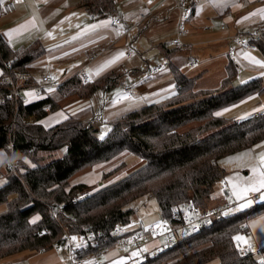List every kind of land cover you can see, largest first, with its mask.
<instances>
[{
	"label": "trees",
	"instance_id": "1",
	"mask_svg": "<svg viewBox=\"0 0 264 264\" xmlns=\"http://www.w3.org/2000/svg\"><path fill=\"white\" fill-rule=\"evenodd\" d=\"M85 4L93 15L113 10L112 0H87ZM253 45L264 55V42ZM43 54L37 43L12 50L0 33V79L15 84L14 71L27 76V68ZM233 69H227L216 92L194 91V81L174 71L172 96L113 119L102 139L95 136L91 125L73 118L43 127L39 121L55 110L54 103L47 107L43 100L29 104L8 100L10 82L0 86V97L5 98L0 101V151L8 154L5 163L10 158L30 163L19 169L17 177L6 176L0 186V204H5L0 213V262L23 252L52 250L62 242L63 230L71 236L93 230L100 248L113 249L115 226L130 223L132 210L127 207L142 197L155 198L161 219L170 227L182 223L189 202L205 208L213 186L224 177L219 161L264 142V113L244 122L218 115L264 93L260 79L226 89L235 76ZM79 79L74 76L57 91L65 96L90 94L93 88L80 87ZM22 83L27 85L25 80ZM123 152L141 164L121 180L92 193L87 185L69 184L82 170L107 163ZM54 156L58 158L51 159ZM60 205L66 217H52L51 209ZM262 216L264 201L225 213L210 227L142 264H264V247L257 258L241 253L233 240L238 234L249 235L250 221Z\"/></svg>",
	"mask_w": 264,
	"mask_h": 264
},
{
	"label": "crops",
	"instance_id": "2",
	"mask_svg": "<svg viewBox=\"0 0 264 264\" xmlns=\"http://www.w3.org/2000/svg\"><path fill=\"white\" fill-rule=\"evenodd\" d=\"M86 1L24 0L8 14L1 12L0 8V33L12 50L24 49L35 43L40 44L44 49L43 56L27 68V76L24 79L17 77V82L14 83L18 87L22 84L25 87L22 94L27 100L26 104L43 100L47 107L51 103L56 105L54 111L39 121L45 128L54 126L67 118L87 123L97 115L102 117L101 121L105 126L113 119L138 109L137 107L161 102L175 93L174 71H179L192 79L194 91L216 92L221 89L229 67L234 68L236 73L226 89L255 79H263L259 68L264 67L261 61L264 55L262 53H260L261 57L256 55V52L261 51L257 50L255 45L235 46L233 58H230L227 53L231 37L236 34H245L254 28H264V1L262 0H198L195 3L184 0L180 2L184 6L191 5L192 9L186 31L180 37L183 45L180 48L170 45V42L176 38L178 13L175 7L171 8V13L167 15L169 17L165 19L161 8L147 5L146 0H112L113 10L110 14L93 15L87 9ZM145 7L153 12L144 20L147 23L141 30L135 31L141 26V16L144 15L141 10ZM131 9H135L137 13L133 17L137 19L136 21H132L130 17ZM114 19H119L121 24L112 26ZM170 19L172 24L174 23L169 33L170 40L161 44L162 35L158 31L160 32L162 24ZM126 23H132L131 25L134 23V25L128 28ZM151 25H153L151 28L153 33H149ZM130 33L137 34L133 41V35L129 37ZM212 33L219 34V37H212ZM139 41L142 47L140 57L132 63L127 62L134 57V54L129 58L126 56L127 49H132ZM121 42L128 44L126 48L117 51V46ZM182 47L183 49L180 50ZM184 50L188 52V55H183ZM188 61H194V66L187 67L185 63ZM141 62L147 65L143 69L145 71L143 78L138 76ZM148 63L154 65L148 66ZM160 66H165L161 73L155 77L147 76L148 70ZM189 69L190 71H187ZM81 72L91 78L89 84L79 79L78 75ZM45 73L53 75L56 83H42L40 78ZM1 76L0 69V78ZM74 76L78 77L80 87H90L93 91L88 95L60 94L57 87ZM24 80L27 85L22 83ZM125 83H134L136 88H139L134 99L119 105L117 104L119 97H116V105H109L108 101H113L109 93L115 89L120 90ZM46 89L53 90V94L46 95ZM256 95L250 96L241 103L254 102L258 99ZM137 102L141 104L137 105ZM239 104L221 111L218 115L225 117L226 112L229 113L231 110L234 112V108ZM262 107L251 106V108L243 109V112L233 116V119L238 120L258 112ZM126 109L129 110L123 112ZM32 121L33 118H31ZM262 156H264V142L219 161V166L224 171L222 180L226 182L227 188H223L221 181L217 182L213 186L207 208L229 201L232 208L238 207L242 211L249 208H241V205L249 200L252 201L251 206L263 202L261 193H264V189L249 192L241 199L243 188L253 185L259 187V181L264 179ZM5 159L0 155V166L5 163ZM136 164L134 169L141 163ZM226 189L230 191V196L225 195ZM252 243L257 244L254 241ZM260 247H264V244ZM61 251L64 253V264H69L67 253L64 250ZM61 251L55 253L59 254ZM109 255L112 256V253Z\"/></svg>",
	"mask_w": 264,
	"mask_h": 264
},
{
	"label": "built area",
	"instance_id": "3",
	"mask_svg": "<svg viewBox=\"0 0 264 264\" xmlns=\"http://www.w3.org/2000/svg\"><path fill=\"white\" fill-rule=\"evenodd\" d=\"M133 1V0H129ZM178 13L177 25H176V38L170 42L173 47H180V37L184 35L186 31V25L189 21L192 13L191 5L182 6L177 0H171ZM195 3L198 0H191ZM264 1V0H262ZM24 0H3L1 3V11L3 13H11L15 10V7L22 4ZM166 1L158 0H146L147 5H155L158 8H162ZM153 10L148 9V13L145 16H141V21L145 20L151 15ZM120 24L119 19L112 21V26H118ZM223 29V27H221ZM231 39V44L227 47V53L230 58L235 57V46H246L253 44L254 42H264V28H254L245 34H236ZM133 54L131 48L127 49L126 56L129 58ZM187 67L194 66V61H188L185 63ZM165 66L156 67L147 71L148 77H155L164 70ZM19 77H24V73L14 71ZM80 77L84 82H89L90 77L81 72ZM40 81L42 83H55L56 78L53 75L45 73L41 76ZM10 91L6 97L8 100L15 102L20 101L22 104L26 103V99L22 95V89L16 88L12 82ZM6 84L4 79H0V85ZM135 91V85L133 83H127L122 86V95L126 98H130ZM4 98L0 97V101ZM259 113H264V108L260 111L251 113L242 118H239V122L248 121L255 118ZM20 166L18 160L13 158L10 160L8 167V174L15 175L17 168ZM4 180V176L0 173V181ZM223 184V188H227V184L224 180H220ZM230 191L226 189L225 195L230 196ZM232 208V204L227 201L222 205H217L204 210H201L193 202H189L184 208V216L182 223L171 227L168 231H162L161 226L157 223L152 224L145 228H139L137 230L127 232L124 226L117 224L113 231V237L116 238V244L113 249L100 248L99 240L93 230H87L81 235L71 236L65 231L62 233L63 246L67 251L69 264H142L149 258L158 256L162 251L175 246L179 241L186 236L197 233L202 229L210 227L217 219L224 215L228 210ZM63 210V206L59 209H52L51 215L56 217L57 214ZM70 221L74 222L75 219L71 218ZM152 236L153 239L162 240V245H152L153 239H149ZM59 246H55L54 250L58 251ZM237 249L241 253L256 254L260 252V248L255 243H251V247L240 244L237 245ZM243 249V250H241ZM112 253V256L109 254ZM2 264V263H0Z\"/></svg>",
	"mask_w": 264,
	"mask_h": 264
},
{
	"label": "rangeland",
	"instance_id": "4",
	"mask_svg": "<svg viewBox=\"0 0 264 264\" xmlns=\"http://www.w3.org/2000/svg\"><path fill=\"white\" fill-rule=\"evenodd\" d=\"M158 1H162V0H158ZM167 1H166L167 4L165 2V5L161 9L159 8L162 11L161 13L165 14L163 16V17H165V19H167L169 17L167 15L171 13V8L174 7L173 2L171 0H167ZM177 1L180 3V2H183L184 0H177ZM182 6H184V5H182ZM147 8L148 7H145V8H143V10H141V12L144 13L143 16L147 15V13H148ZM129 14H130V17H132L131 18L132 21L137 20V19L135 20L133 18L137 14L135 9H131V12H129ZM141 22H142L140 24L141 26L138 29H135V31H138V30L140 31L141 28L147 23L144 20ZM126 24H127L128 28H130L134 25V23H133V25H131L132 23H126ZM173 24H172L171 19L169 21L168 20L165 21L162 24L160 32L158 31V33L162 35L161 41H160L161 44H165V43L169 42V40H170L169 39V33L173 29ZM176 25H177V21H176ZM151 28H153V25H151V27L149 29V33H151V32L153 33V29H151ZM211 35H212V37H217V38L219 37V34H213L212 33ZM130 36H132V41H133V39L135 37H137V34L134 35L133 33H130L129 37ZM126 44H128V43L121 42L117 46V51H120L123 48H126ZM133 48H132V50H133L134 57L131 61H127V62L132 63L134 60H138V57H140V53L142 52L141 41L135 43ZM182 49H183V47L180 50H182ZM256 53H257L256 55L258 57H261L260 56L261 52L258 51ZM183 55H185V56L188 55V52L186 50H184ZM263 58L264 57L261 58V61L264 63ZM141 63H142L141 69L139 70L138 76L140 75V78H143L145 76V71H143V69L147 65L143 62H141ZM149 65H154V64L148 63V66ZM259 69H260L259 73L262 74V76H263V79H260V80H262L261 82H262V85L264 86V67H260ZM187 71H190V69ZM138 90H139V88L135 87V91L133 92L132 96L130 98H126V97H124V95H122V89H120V90L115 89V90H113L112 93H109V95L113 98V101L115 103L112 100H109L108 103H109V105H112V104L116 105L115 99H116V97H119L117 104H119V105L126 104V103H128L134 99ZM45 92H46V95H50V93L53 94V90H51V89H46ZM117 94H118V96H117ZM110 96H109V98H110ZM256 97H258V99L255 100L254 102H250L248 104L240 103L238 106H236L234 108L235 109L234 112H231L232 110L229 111V113L226 112L225 118L233 119V116H238L239 114H241L243 112V109L251 108V106L255 107V108L256 107L258 108L259 106H263L262 108H264V93L256 95ZM136 104L139 105V104H141V102H137ZM137 108H139V107H137ZM128 110L129 109H126L123 112H126ZM101 119H102V117L100 115H97V116H94L93 120H90L86 123V124L91 125L92 128H94V131H95L94 134L99 139H102L103 137H105L107 132L110 130L109 124L106 123V125H105L106 127H105L103 125L104 122H102ZM30 122H31V119H30ZM0 155L2 157H4V159H5L8 154L4 151H0ZM56 158H58V156H54L51 159H56ZM51 159H49V160H51ZM19 162H20V169L23 167L24 164H30L27 160H19ZM136 163H140V159L132 156L131 154H129L127 152H123L118 157L111 160L110 162H107L106 164L103 163L102 165L101 164L96 165L91 169L82 170V172L78 173L76 176H74L70 180L69 184H71V185L87 184V185H89L88 186L89 192L92 193V192H95L102 187H106V186L114 184L115 182L124 178L126 175L133 172L135 170L134 169L135 166L137 165ZM7 166H8L7 162L0 166V173L4 176L6 175ZM108 172H110L109 175H107V177L103 178L104 174H106ZM3 182H4V180L0 181V186ZM222 204H224V203H222ZM127 208L132 210V215H131L130 220H129L130 223L128 225L124 226V229L127 232L137 230L140 227H143L146 229L148 226L155 224V223H157L161 226L162 231H168L171 228L169 226V224H167L165 221H163L161 219L160 210H159V207L156 203V200H155V198H153L151 196L139 198V199L135 200L134 202H132ZM205 208H207V205L205 206ZM205 208H200V209L204 210ZM4 210H5V204L2 203V204H0V213H2ZM239 211H240L239 208L235 207V208H231L226 213L233 214V213H237ZM262 228H264V216L251 220L249 223V235L238 234V235L234 236L233 240H234L235 248L237 249V245H240V244H238L235 237L241 236V237H244L246 240H248L250 243H252V241L256 242L258 244V247L261 250L260 246H262V244H264V230H261ZM128 230H130V231H128ZM149 239H153L152 236H150ZM154 240L155 239H153V241H152V245L153 244H156L158 246L162 245V240H161V242H160V240H156V241H154ZM255 256L257 258H260L261 254L256 253ZM3 263H5V264L6 263L7 264H64V253H63V251H61L59 254H57V253H55L54 249H52L50 251H46V252H41V253L23 252V253L17 254L15 257L9 258L8 260H6V262L4 261ZM210 264H215V262L210 263Z\"/></svg>",
	"mask_w": 264,
	"mask_h": 264
},
{
	"label": "snow or ice",
	"instance_id": "5",
	"mask_svg": "<svg viewBox=\"0 0 264 264\" xmlns=\"http://www.w3.org/2000/svg\"><path fill=\"white\" fill-rule=\"evenodd\" d=\"M0 3H3V0H0ZM9 35H11V34H9ZM262 66H264V65H262ZM261 161H264V156L261 157ZM260 189H264V179L259 181V187L253 185L251 187L243 188L241 190V199L246 197L249 192H257ZM261 197L264 198V193H261ZM251 203H252V201L249 200V201H247L246 204L241 205V208L250 207ZM261 230H264V228H262ZM235 239L237 240L238 244H244V245H247L248 247H251V243L248 240H246L244 237L237 236V237H235ZM241 250H243V249H241Z\"/></svg>",
	"mask_w": 264,
	"mask_h": 264
},
{
	"label": "bare ground",
	"instance_id": "6",
	"mask_svg": "<svg viewBox=\"0 0 264 264\" xmlns=\"http://www.w3.org/2000/svg\"><path fill=\"white\" fill-rule=\"evenodd\" d=\"M0 8H1V6H0ZM1 12H2V11H1ZM191 14H192V13H191ZM120 24H121V21H120ZM120 24H119V25H120ZM48 74H49V73H48ZM15 75H16V74H15ZM24 75H25V73H24ZM16 76H17V75H16ZM79 76H80V74H79ZM25 77H26V75H25L24 77H19V76H18V78H25ZM82 81H83V80H82ZM90 81H91V78H90ZM90 81H89V82H90ZM5 82L7 83V82H11V81H10V80H5ZM83 82H84V81H83ZM89 82H84V83H89ZM55 83H56V82H55ZM10 84H11V83H10ZM12 84H13V82H12ZM133 84H134V83H133ZM13 85H14L16 88L22 89V91L25 89V87H22V88H21V87L16 86L15 84H13ZM124 85H125V84H124ZM124 85H123V86H124ZM134 85H135V84H134ZM0 86H2V85H0ZM135 87H136V86H135ZM121 89H122V88H121ZM22 95H23V94H22ZM6 97H7V96H6ZM23 97H24V96H23ZM24 98H25V97H24ZM4 99H5V98H4ZM4 99H3V101H4ZM25 99H26V98H25ZM26 103H27V100H26ZM11 159H12V158H10V160H11ZM10 160H9V163H8V166H7V169H6V175H5V176L3 175V176H4V180H5V177H6V176L11 175V174H8V171H7V170H8V167H9V164H10ZM14 160H16V159H14ZM18 161H19V160H18ZM19 169H20V166L17 168V170H16V174H15V175H12V176H16V177H17V174H18ZM60 206H63V205H60ZM60 206H59V207H60ZM59 207H58V208H53V209H59ZM51 210H52V209H51ZM63 210H64V207H63ZM63 210L60 211V212L57 214V216H58L59 214H63V216L66 217L65 213L63 212ZM50 213H51V212H50ZM51 216H52V215H51ZM57 216H56V217H57ZM52 217H53V216H52ZM121 225H122V224H121ZM141 228H143V227H141ZM63 231H65V230H63ZM63 231H62V233H63ZM65 232H66V231H65ZM66 233H67V232H66ZM67 234H68V233H67ZM57 245L59 246V249H58V251H55V250H54L55 252L58 253V252L62 249V250H64V251L67 253L66 249H65L64 246H63V239H62V242H61V243L56 244L55 246H57ZM55 246H54V248H55ZM54 248H53V249H54ZM67 256H68V254H67ZM68 262H69V260H68ZM0 263L5 264V263H3V262H0Z\"/></svg>",
	"mask_w": 264,
	"mask_h": 264
}]
</instances>
